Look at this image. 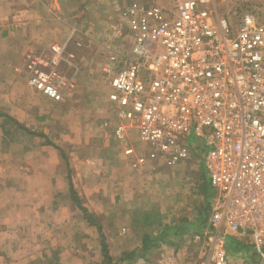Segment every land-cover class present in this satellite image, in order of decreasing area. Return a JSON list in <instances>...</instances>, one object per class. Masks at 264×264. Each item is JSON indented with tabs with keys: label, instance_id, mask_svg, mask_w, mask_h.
<instances>
[{
	"label": "built area",
	"instance_id": "2783aa9c",
	"mask_svg": "<svg viewBox=\"0 0 264 264\" xmlns=\"http://www.w3.org/2000/svg\"><path fill=\"white\" fill-rule=\"evenodd\" d=\"M245 1L132 2L118 14L125 46L107 45L102 71L118 119L115 136L126 142L136 131L143 144L136 164L180 162L190 137L204 148L213 191L204 258L184 263L161 253L156 264H264V19L244 9ZM228 3L233 22L215 10ZM65 46L52 45L49 52L60 56ZM40 62L28 56L29 84L62 100L72 81ZM123 152L133 155L134 148L125 144ZM228 235L245 241L257 257L229 254Z\"/></svg>",
	"mask_w": 264,
	"mask_h": 264
},
{
	"label": "crops",
	"instance_id": "0c3cea01",
	"mask_svg": "<svg viewBox=\"0 0 264 264\" xmlns=\"http://www.w3.org/2000/svg\"><path fill=\"white\" fill-rule=\"evenodd\" d=\"M168 1L83 0L81 5L85 14L95 10L99 11L96 17L113 19L132 2L171 7V1ZM67 9L68 6L60 0H0V235L3 236H14L16 229L13 228L17 226L19 236L26 240L28 235L36 232L35 228L43 226L41 217L50 219V216L60 215L59 219L63 220L60 212L65 210L64 205L75 212L76 205L66 197L70 193L69 180L76 194L80 195L83 192L73 178L88 184L93 179L104 178L101 175H110L99 169L98 164L104 163L110 169L111 164L121 162L123 166L124 160L132 157L133 166L139 168L135 159L141 152L137 153L135 149L133 155L121 152L120 158L112 156L115 143L123 151L125 144L131 146L135 142V131H129L126 142L116 138L118 119L108 101L109 91L104 96L103 111L91 106V100L96 96L94 76H90V71L85 75L80 70L76 55L72 56L73 59L66 55V49H71V42L76 38L75 28L69 31L64 21L63 12ZM52 40H64L63 52L60 56L52 55V58L58 60L57 66L66 68V71L57 69L72 81V87L60 101L50 99L31 86L26 68L28 56L45 51L46 57L49 56L48 44ZM45 62H48L46 58ZM82 83L86 84V91ZM83 96L88 103L79 101ZM56 120L60 122L56 126L58 137L68 139L65 145L64 142L54 144L50 139L49 125ZM87 124L90 134L80 138L78 133ZM46 137L49 140H45ZM70 162L73 177L64 169V165ZM147 162L150 163L140 170L150 173L155 162ZM68 167L71 170V166ZM96 170H99L98 174ZM122 170L129 171L130 168L126 166ZM124 175L120 174L122 178ZM84 188L88 189L85 192L88 195L97 190L96 186Z\"/></svg>",
	"mask_w": 264,
	"mask_h": 264
},
{
	"label": "rangeland",
	"instance_id": "374dc122",
	"mask_svg": "<svg viewBox=\"0 0 264 264\" xmlns=\"http://www.w3.org/2000/svg\"><path fill=\"white\" fill-rule=\"evenodd\" d=\"M170 1L172 7L182 0ZM60 2L68 6L67 11L65 10L63 13L69 31L70 28H75L73 32L76 38L71 42V49H66V55L69 57V54H72L78 57L80 70L85 75L89 71L92 72L89 74L92 78L94 76L93 88L96 96L91 100V106L103 111L104 96L107 90L109 91L107 80L102 71L107 61V45L110 43L113 47H124L125 29L121 26L117 16L113 19L96 17L99 11L95 10L89 14L83 13L81 5L83 0H60ZM167 2L169 1L167 0ZM244 3L241 4V6H246H243L244 9H255L264 19V0L255 2L246 0ZM232 8L233 6L229 3L217 4L215 10L219 14L228 13L230 21L233 22ZM63 41L52 40L48 44L49 56L46 57L45 51L33 54L34 57L38 58L39 62L40 60L45 62L46 58L49 61L50 69L58 70L57 68H59L66 71V68L62 69L57 66L58 60L50 62L52 58V54L49 52L51 46L61 45ZM70 58L73 59V57ZM41 64L45 65L41 62L38 65ZM85 88L86 84H83V90L86 91ZM79 101L81 103L89 102L86 96H83ZM92 115L98 117L93 111ZM59 123L58 120L50 123L49 134L51 137H49L54 144H63L64 142L65 145L68 143V139H60L57 135L56 126ZM89 134L88 124L78 133L80 138ZM45 140L49 139L46 137ZM189 143L191 144L186 159L171 165L161 162L152 163L153 167L151 166L152 172L150 173L140 170L150 162L142 163L138 168L133 166L134 158L129 157L126 158L127 161L124 160L123 166L121 162H117L111 164L110 169H107L108 166H104V163L98 164L99 169L101 168L104 173L107 172L110 175H101L104 178L93 179L91 183L88 181V184H85L82 180L73 178L83 192L78 195L81 204L101 225V233L111 256V261L106 264H156V258L161 253L173 254L184 263H197L203 260L205 244L209 235V231L205 228L207 221L200 222L203 219L201 213L205 203L204 196L200 191V185L203 183L201 174L202 171H205L204 153L196 151L198 143L192 137L189 138ZM131 146L137 153L142 152L143 144L139 141L137 134H135V142ZM139 146L141 148H138ZM68 148L67 145L66 149ZM121 152L123 153L121 147L115 143L112 147V156L118 158ZM68 165L71 166L72 171ZM126 166L130 168L129 171L122 170V167L125 169ZM64 169L66 174L73 177L72 162L65 164ZM96 172L98 174L99 170ZM122 173L125 174L124 178L120 176ZM107 177L109 179H106ZM85 186H96L97 190L94 194L88 195L85 193L88 192V189L84 188ZM68 196L66 195L69 201L74 204L70 193ZM70 206L72 207V205ZM64 208L65 210L60 212L64 216L63 220L59 219L60 215H55L52 218L50 216V219L41 217L43 226L35 228L36 232L28 235L26 240L23 236H19L20 228L17 226L13 228L16 229L14 236L0 235V264H104L101 233L76 206L75 212L68 209V205H64ZM143 212L151 213L150 219H156L157 222L152 226L143 227L144 218L141 215ZM178 225L182 226L180 233L176 235L171 233L167 236L173 244H162L159 248L149 252L145 259H136L131 263L119 260L123 257L124 252L131 251L141 245L144 234L158 235L163 229ZM227 237L232 246H236V243L245 244V241L233 235Z\"/></svg>",
	"mask_w": 264,
	"mask_h": 264
},
{
	"label": "trees",
	"instance_id": "16d2710c",
	"mask_svg": "<svg viewBox=\"0 0 264 264\" xmlns=\"http://www.w3.org/2000/svg\"><path fill=\"white\" fill-rule=\"evenodd\" d=\"M196 148H197L196 149L197 152L200 151L204 153V148L202 146L198 145ZM201 180L203 183L200 185L201 187L200 191L204 196L205 203H204L203 210H202L203 212L201 213L203 216V219L200 222L204 223L207 221L209 217L210 201H211V198L213 197V191L210 187L209 180H208V177L205 171H202ZM69 190H70L71 198L73 199V202L76 205V207L80 209L84 217L90 223L95 225L97 230L101 233V230H102L101 225L95 220L94 216L88 212L87 208L81 204L80 199L73 188L71 180H69ZM141 215H142V218H144L143 227L152 226L153 224H155V222H157L156 219L155 220L150 219L151 213L143 212ZM206 224H205V228L209 231L210 230L209 226ZM181 228H182L181 225L172 226V227L169 226L166 229H163V231L159 233L158 235H152L149 233L144 234L141 240V245L131 251L124 252L123 257L120 258L119 260L123 262L131 263L135 261L136 259L147 258V255L149 254V252H151L155 248L156 249L159 248L162 244H173L171 240H168L167 236L171 233L175 235L179 234ZM100 237H101V249H102L101 251H102L103 258H104L103 263L106 264V262L111 261V256L109 254L107 243L105 242V238L102 233L100 234ZM225 245H226L227 252L231 255L245 256L247 258L249 257L253 259L257 257V253L255 249L246 243L245 244L236 243V246H232L229 243L228 237H226Z\"/></svg>",
	"mask_w": 264,
	"mask_h": 264
}]
</instances>
